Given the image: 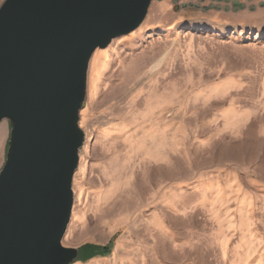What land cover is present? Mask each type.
<instances>
[{
    "label": "rangeland",
    "instance_id": "1",
    "mask_svg": "<svg viewBox=\"0 0 264 264\" xmlns=\"http://www.w3.org/2000/svg\"><path fill=\"white\" fill-rule=\"evenodd\" d=\"M80 127L73 264H264V0H153L94 53Z\"/></svg>",
    "mask_w": 264,
    "mask_h": 264
},
{
    "label": "water",
    "instance_id": "2",
    "mask_svg": "<svg viewBox=\"0 0 264 264\" xmlns=\"http://www.w3.org/2000/svg\"><path fill=\"white\" fill-rule=\"evenodd\" d=\"M153 0H5L0 6V264H73L63 245L85 133L80 113L98 49L136 31Z\"/></svg>",
    "mask_w": 264,
    "mask_h": 264
},
{
    "label": "trees",
    "instance_id": "3",
    "mask_svg": "<svg viewBox=\"0 0 264 264\" xmlns=\"http://www.w3.org/2000/svg\"><path fill=\"white\" fill-rule=\"evenodd\" d=\"M112 244L111 243L109 246L107 247H97V251L95 252V255L97 254H102V255H107L111 252V249H112Z\"/></svg>",
    "mask_w": 264,
    "mask_h": 264
},
{
    "label": "bare ground",
    "instance_id": "4",
    "mask_svg": "<svg viewBox=\"0 0 264 264\" xmlns=\"http://www.w3.org/2000/svg\"><path fill=\"white\" fill-rule=\"evenodd\" d=\"M160 64V63H159ZM159 64H157L155 67H153L152 69H151V73H153V72H155L156 70H157V68L159 67Z\"/></svg>",
    "mask_w": 264,
    "mask_h": 264
}]
</instances>
